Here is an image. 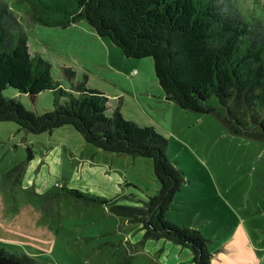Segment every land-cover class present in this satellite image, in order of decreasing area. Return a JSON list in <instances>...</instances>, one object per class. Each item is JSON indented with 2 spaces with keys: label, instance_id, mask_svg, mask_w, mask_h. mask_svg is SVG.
<instances>
[{
  "label": "rangeland",
  "instance_id": "rangeland-1",
  "mask_svg": "<svg viewBox=\"0 0 264 264\" xmlns=\"http://www.w3.org/2000/svg\"><path fill=\"white\" fill-rule=\"evenodd\" d=\"M2 1L24 30L29 53L50 62L54 79L69 89L62 67L71 68L73 82L85 78L108 93V112L120 106L124 118L166 138L167 158L185 178L166 219L200 229L210 240L211 264H264V142L230 132L212 113L166 100L153 58L125 56L85 19L45 26L29 20L26 4ZM239 3L249 19L264 18V0ZM3 94L37 113L52 108L51 91L34 100L12 88ZM158 187L150 158L104 151L71 125L35 133L0 121V249L48 264H194L189 247L144 239L139 221L111 209L142 205Z\"/></svg>",
  "mask_w": 264,
  "mask_h": 264
},
{
  "label": "trees",
  "instance_id": "trees-1",
  "mask_svg": "<svg viewBox=\"0 0 264 264\" xmlns=\"http://www.w3.org/2000/svg\"><path fill=\"white\" fill-rule=\"evenodd\" d=\"M16 2L26 4L31 22L45 26L67 27L85 19L125 56L152 57L166 100L176 101L183 109L212 113L230 132L264 142V18L249 19L239 0ZM50 69L49 61L29 53L24 30L8 4L0 0V121L15 122L35 133L71 125L104 151L152 159L159 183L156 192L142 205L113 204L111 209L139 221L144 239L170 238L191 249L194 264H211L210 240L201 230L166 219L174 194L185 182L183 171L167 158L166 138L153 127L124 118L120 106L108 112L107 96L88 87L85 78L73 82L71 68L62 67L69 89L52 77ZM7 88L32 100L51 91L52 108L34 112L17 98L5 97ZM26 152V160H31L30 145ZM70 192L79 195L76 190ZM0 264L48 263L1 248Z\"/></svg>",
  "mask_w": 264,
  "mask_h": 264
},
{
  "label": "crops",
  "instance_id": "crops-1",
  "mask_svg": "<svg viewBox=\"0 0 264 264\" xmlns=\"http://www.w3.org/2000/svg\"><path fill=\"white\" fill-rule=\"evenodd\" d=\"M103 93H104V95H106L107 96V98H108V103H109V97H108V93H106L105 91H102ZM109 106V105H108ZM262 232L264 233V230H262ZM241 236V235H240ZM161 244H160V242H158V243H156L155 244V246L157 247V248H159V246H160ZM164 245H162V247H163ZM234 247H236V246H234ZM243 247H246V245H244ZM162 252V251H161ZM213 254V253H212ZM243 264H251V262H243Z\"/></svg>",
  "mask_w": 264,
  "mask_h": 264
}]
</instances>
